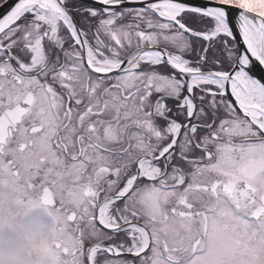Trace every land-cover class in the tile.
<instances>
[{
    "label": "snow or ice",
    "instance_id": "6c2138e0",
    "mask_svg": "<svg viewBox=\"0 0 264 264\" xmlns=\"http://www.w3.org/2000/svg\"><path fill=\"white\" fill-rule=\"evenodd\" d=\"M237 145L264 152V0H0V160L84 186V264H143L134 194Z\"/></svg>",
    "mask_w": 264,
    "mask_h": 264
},
{
    "label": "flooded vegetation",
    "instance_id": "af4514ba",
    "mask_svg": "<svg viewBox=\"0 0 264 264\" xmlns=\"http://www.w3.org/2000/svg\"><path fill=\"white\" fill-rule=\"evenodd\" d=\"M263 198L264 152L237 145L210 158L189 153L134 194L149 248L143 264H264ZM9 208L29 215L30 229L37 224L39 251L27 252L32 264H84L91 207L83 185L0 160V224ZM244 219L252 228H243ZM215 232L233 244L207 242ZM9 256L14 261V249Z\"/></svg>",
    "mask_w": 264,
    "mask_h": 264
},
{
    "label": "rangeland",
    "instance_id": "374dc122",
    "mask_svg": "<svg viewBox=\"0 0 264 264\" xmlns=\"http://www.w3.org/2000/svg\"><path fill=\"white\" fill-rule=\"evenodd\" d=\"M5 214L3 209L1 215ZM12 216H15L16 220H13ZM28 218L29 215H23L20 208L15 211L9 208V213L0 224L2 226L0 229V264H32L27 252L28 250L39 251L36 244L39 242L41 234L36 222L31 223V229L29 228V223L26 222ZM248 225L252 228V224H247V220L244 219L243 228ZM207 242L233 244L231 237L225 238L219 232L210 234ZM12 249H14V261L9 256Z\"/></svg>",
    "mask_w": 264,
    "mask_h": 264
}]
</instances>
